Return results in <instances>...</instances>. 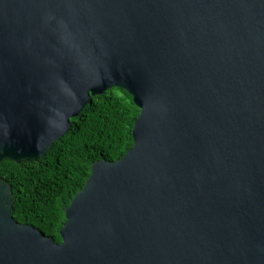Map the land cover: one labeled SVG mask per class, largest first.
I'll return each mask as SVG.
<instances>
[{
	"label": "water",
	"instance_id": "obj_1",
	"mask_svg": "<svg viewBox=\"0 0 264 264\" xmlns=\"http://www.w3.org/2000/svg\"><path fill=\"white\" fill-rule=\"evenodd\" d=\"M113 87L134 145L93 163L61 243L0 176V264H264V0H0V166Z\"/></svg>",
	"mask_w": 264,
	"mask_h": 264
},
{
	"label": "trees",
	"instance_id": "obj_2",
	"mask_svg": "<svg viewBox=\"0 0 264 264\" xmlns=\"http://www.w3.org/2000/svg\"><path fill=\"white\" fill-rule=\"evenodd\" d=\"M140 112L128 91L110 88L92 97L46 156L22 163L5 160L0 176L13 186L15 218L63 242L66 209L85 186L93 163L125 156L134 145L133 128Z\"/></svg>",
	"mask_w": 264,
	"mask_h": 264
}]
</instances>
